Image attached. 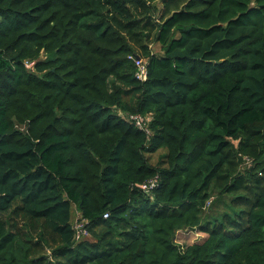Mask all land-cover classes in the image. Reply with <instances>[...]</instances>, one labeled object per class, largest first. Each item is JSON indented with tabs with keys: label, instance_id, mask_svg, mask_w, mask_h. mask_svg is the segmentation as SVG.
<instances>
[{
	"label": "trees",
	"instance_id": "obj_1",
	"mask_svg": "<svg viewBox=\"0 0 264 264\" xmlns=\"http://www.w3.org/2000/svg\"><path fill=\"white\" fill-rule=\"evenodd\" d=\"M0 264H264V0H0Z\"/></svg>",
	"mask_w": 264,
	"mask_h": 264
},
{
	"label": "built area",
	"instance_id": "obj_2",
	"mask_svg": "<svg viewBox=\"0 0 264 264\" xmlns=\"http://www.w3.org/2000/svg\"><path fill=\"white\" fill-rule=\"evenodd\" d=\"M131 59L135 61V64L138 68L137 70V77L141 80H147L148 78V63L143 58H138L134 56H130ZM124 117H127L125 114H123ZM152 117H145L143 115H131L128 116L127 119L134 123L140 130L145 131L149 136L152 134L150 129V121ZM159 185V179L154 178L151 179L143 184L140 185V187L147 193H151L152 190L157 188ZM85 221H76L75 229L77 231L76 239H80L83 235L88 234V230L85 227Z\"/></svg>",
	"mask_w": 264,
	"mask_h": 264
},
{
	"label": "rangeland",
	"instance_id": "obj_3",
	"mask_svg": "<svg viewBox=\"0 0 264 264\" xmlns=\"http://www.w3.org/2000/svg\"><path fill=\"white\" fill-rule=\"evenodd\" d=\"M151 48L155 53L160 54L162 52L160 44H158L156 42H153L151 44ZM29 66H32V65L29 64ZM161 152H164V151H161ZM159 158H160V153H157V154L152 156L153 162H156V163L159 160ZM214 204H212L208 208V215H211V216L217 215L219 212L224 210L225 205L223 204L222 200H221V202H216V204L215 205ZM206 236H207V234H205L199 230L179 231L177 234V237H176V242L184 248V247H187L188 245L193 244L195 242L202 241Z\"/></svg>",
	"mask_w": 264,
	"mask_h": 264
},
{
	"label": "water",
	"instance_id": "obj_4",
	"mask_svg": "<svg viewBox=\"0 0 264 264\" xmlns=\"http://www.w3.org/2000/svg\"><path fill=\"white\" fill-rule=\"evenodd\" d=\"M138 58H140V56H138Z\"/></svg>",
	"mask_w": 264,
	"mask_h": 264
}]
</instances>
